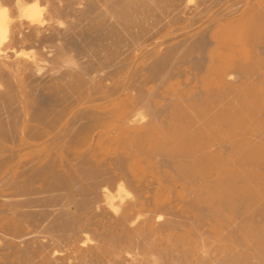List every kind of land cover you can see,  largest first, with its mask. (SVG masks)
<instances>
[{"label": "bare ground", "instance_id": "1", "mask_svg": "<svg viewBox=\"0 0 264 264\" xmlns=\"http://www.w3.org/2000/svg\"><path fill=\"white\" fill-rule=\"evenodd\" d=\"M0 264H264V0H0Z\"/></svg>", "mask_w": 264, "mask_h": 264}]
</instances>
